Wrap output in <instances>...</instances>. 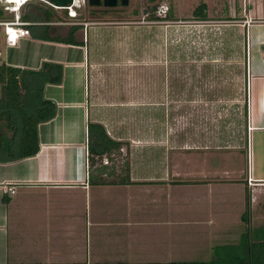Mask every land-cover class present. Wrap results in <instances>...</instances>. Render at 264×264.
I'll return each mask as SVG.
<instances>
[{
  "label": "crops",
  "instance_id": "crops-1",
  "mask_svg": "<svg viewBox=\"0 0 264 264\" xmlns=\"http://www.w3.org/2000/svg\"><path fill=\"white\" fill-rule=\"evenodd\" d=\"M47 6L22 10L30 36L16 46L5 47L0 33V63L33 71L45 62L62 66L61 84L43 90L56 113L37 126L36 155L10 160L8 146L18 142L20 122L7 102H0V264L169 263L181 251L174 248L182 245L181 228L205 226L199 235L214 241L221 212L240 213L242 222L249 203L251 216L255 188H264V58H247L245 135L236 129L212 134L198 125L189 134L188 124L178 132L171 126L144 130L148 135L130 143L109 135L120 147L89 165L90 46L59 42L75 24L66 27L61 17L44 22V12L52 8ZM252 16L246 11L240 20L219 22H237L247 31ZM216 97L205 99L207 107ZM121 150L126 158L116 165L113 157ZM89 175L105 184L91 185ZM224 231L219 237L227 238ZM230 239L236 243L238 234Z\"/></svg>",
  "mask_w": 264,
  "mask_h": 264
},
{
  "label": "rangeland",
  "instance_id": "rangeland-1",
  "mask_svg": "<svg viewBox=\"0 0 264 264\" xmlns=\"http://www.w3.org/2000/svg\"><path fill=\"white\" fill-rule=\"evenodd\" d=\"M201 1L208 8L210 20L206 23L191 18ZM5 3L0 0V7ZM161 4L172 11L173 21L149 19L150 8ZM40 5L48 7L38 1L25 9ZM73 10L74 19L69 10L55 12L66 27L80 25L82 30L76 39L90 46L89 116L92 122L104 125L108 135L121 136L124 143H130L148 133L144 130L171 126L178 132L184 124L189 125V134L192 126L198 125L212 134L214 131L226 136L231 129L236 133V129L245 135V72L247 58H264V0H129L127 6L94 15L90 12L103 8L90 7L87 0H82ZM246 11L253 15L247 31L237 22H219L240 20ZM213 95L217 97L208 108L210 103L205 99ZM125 158L126 150H121L113 160L122 165ZM254 196L257 208L247 224L239 222L240 213L221 212L214 241L199 235L207 227L200 230L201 226L187 225L180 229L184 232L179 238H183L182 245L174 244L181 251L166 262L206 261L215 246L232 244L227 240L237 234L240 238L246 230L254 240L264 229V188H255ZM224 230L228 231L227 238L219 237L226 233ZM185 231L189 232L187 238Z\"/></svg>",
  "mask_w": 264,
  "mask_h": 264
},
{
  "label": "trees",
  "instance_id": "trees-1",
  "mask_svg": "<svg viewBox=\"0 0 264 264\" xmlns=\"http://www.w3.org/2000/svg\"><path fill=\"white\" fill-rule=\"evenodd\" d=\"M154 2V0H150ZM28 4L23 6V10ZM157 5L150 8L152 21L164 22L172 21V12L169 10L165 17H158L155 14ZM206 5L200 4L193 11V17L199 21H207ZM66 11V10H65ZM109 10L91 11V14H105ZM148 14L147 9L145 10ZM44 22H51L54 18L58 20L60 17L56 15L55 9L50 8L45 11ZM136 13V12H134ZM3 8L0 7V21L9 19ZM26 22L27 17L21 16ZM74 19V18H73ZM80 25L71 26L67 38L58 40L59 42L83 45V41H78L75 32ZM29 28V27H28ZM49 27L45 26L44 30L49 31ZM3 29L0 27V33ZM4 33V32H3ZM48 39V37H46ZM57 40V39H56ZM62 81V66L54 63H42L38 70H24L20 68L10 67L4 63H0V102H7L8 110L13 109L15 115L19 117L20 134L18 142L12 148L8 146V154L10 160H19L34 156L39 151L37 126L40 123L47 122L54 118L56 113L55 104L43 97V90L47 84L60 85ZM12 110V111H13ZM10 111H8L9 113ZM121 143L109 137L104 126L90 119L87 123V152L89 165L93 164L95 159L108 156L113 150L118 149ZM89 183L91 185H104V181L89 175ZM249 203L246 204L242 221L246 224L250 219ZM79 264V263H77ZM90 264H264V229L260 230L254 240L250 239L248 230L241 234L236 243L215 246L212 256L206 261H190V262H169V263H90Z\"/></svg>",
  "mask_w": 264,
  "mask_h": 264
},
{
  "label": "built area",
  "instance_id": "built-area-1",
  "mask_svg": "<svg viewBox=\"0 0 264 264\" xmlns=\"http://www.w3.org/2000/svg\"><path fill=\"white\" fill-rule=\"evenodd\" d=\"M10 1L14 0H6V3L3 7V11L10 16L7 20L0 21V27L3 29L4 32V42L5 47H14L17 43L24 38H28L30 36L29 25L30 23L25 22L21 18V8L30 2H35L37 0H21V1H14L11 3ZM21 5V6H20ZM20 6V7H19ZM76 6L75 2L73 6L69 7V16L70 18H75L76 13L73 10V7ZM167 8L165 5L161 4L158 6L157 10L155 11L156 16L158 17H165L167 15ZM248 184L252 183L251 178L248 176L247 179ZM8 192L14 193L13 189H8Z\"/></svg>",
  "mask_w": 264,
  "mask_h": 264
},
{
  "label": "water",
  "instance_id": "water-1",
  "mask_svg": "<svg viewBox=\"0 0 264 264\" xmlns=\"http://www.w3.org/2000/svg\"><path fill=\"white\" fill-rule=\"evenodd\" d=\"M43 2L54 9H65L67 10L69 7L73 6L74 0H37L35 2ZM129 0H87V4L93 8H115V7H124L128 5Z\"/></svg>",
  "mask_w": 264,
  "mask_h": 264
},
{
  "label": "bare ground",
  "instance_id": "bare-ground-1",
  "mask_svg": "<svg viewBox=\"0 0 264 264\" xmlns=\"http://www.w3.org/2000/svg\"><path fill=\"white\" fill-rule=\"evenodd\" d=\"M14 1H21V0H14ZM14 1H10L11 3H13ZM27 1V0H26ZM75 4H78L79 2H81L82 0H74ZM82 4V3H81Z\"/></svg>",
  "mask_w": 264,
  "mask_h": 264
},
{
  "label": "clouds",
  "instance_id": "clouds-1",
  "mask_svg": "<svg viewBox=\"0 0 264 264\" xmlns=\"http://www.w3.org/2000/svg\"><path fill=\"white\" fill-rule=\"evenodd\" d=\"M20 6H21V5H20ZM20 6H19V7H20Z\"/></svg>",
  "mask_w": 264,
  "mask_h": 264
}]
</instances>
